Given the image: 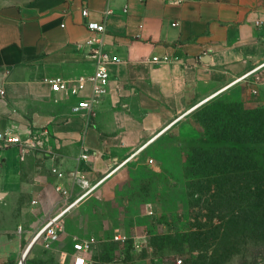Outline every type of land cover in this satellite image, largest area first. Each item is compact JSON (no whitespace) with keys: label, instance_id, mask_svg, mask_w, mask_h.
Wrapping results in <instances>:
<instances>
[{"label":"crops","instance_id":"obj_1","mask_svg":"<svg viewBox=\"0 0 264 264\" xmlns=\"http://www.w3.org/2000/svg\"><path fill=\"white\" fill-rule=\"evenodd\" d=\"M89 21L106 23L104 49L112 58L107 93L91 121L72 111L90 95V82L77 94L50 82L94 72L89 46L80 45L93 34ZM258 72L264 78V0H0V132L35 137L30 147L0 141V184L38 200L41 229L64 210L61 203L85 191L54 168L79 170L90 186L102 181L61 216L64 231L52 248L63 261L72 251L67 237L92 239L66 235L72 214L93 198L114 200L129 163L177 116ZM84 147L87 160L80 158ZM79 220L86 225V213Z\"/></svg>","mask_w":264,"mask_h":264},{"label":"rangeland","instance_id":"obj_2","mask_svg":"<svg viewBox=\"0 0 264 264\" xmlns=\"http://www.w3.org/2000/svg\"><path fill=\"white\" fill-rule=\"evenodd\" d=\"M213 94L129 163L114 200L93 198L72 214L66 235L94 240L93 264L264 262V78L258 72ZM0 192V264H19L42 229L38 200L1 184ZM85 213L86 225L79 220ZM116 229L125 240L114 238ZM70 262L41 237L24 264Z\"/></svg>","mask_w":264,"mask_h":264},{"label":"built area","instance_id":"obj_3","mask_svg":"<svg viewBox=\"0 0 264 264\" xmlns=\"http://www.w3.org/2000/svg\"><path fill=\"white\" fill-rule=\"evenodd\" d=\"M113 1V0H109ZM110 8H107L106 13H110ZM84 16L89 14L87 7L82 9ZM89 28L92 30L93 34L80 45L89 46V56L94 60L95 69L94 72L89 76H83L76 80H69L64 77L58 76L50 79L52 89L55 91H67L71 94H77L80 89H83L86 82L91 84V93L87 97L80 98L76 104L72 107V111L75 114H84L88 121H91L92 117L95 114V108L100 99L107 93L108 84L111 79V72L108 68V63L111 61L110 55L106 52L105 48V35L107 33V25L105 22L99 21H89ZM153 61H158L159 57L154 56ZM70 83L73 84V87L70 86ZM35 137L31 135L26 136L25 138L21 137L16 133H2L0 132V141L5 142L9 145H21L24 147L33 146L35 143ZM90 157V152L87 147H84L80 158L87 160ZM149 163L153 164L154 159L150 158ZM54 173L57 174L59 178H64L70 176L71 179L77 184H79L85 191L75 199L73 202L67 204V207L64 210L47 220L42 229L38 232L40 238L42 237L46 247H51L52 244L60 239L61 233L64 231V225L61 222L62 214L77 203L81 198L92 192L101 182L90 186L87 178L81 174L79 170H73L69 172H63L56 168L53 169ZM56 190L67 194L68 190L63 186L62 183H59L55 186ZM148 212L153 213V209H148ZM116 240H125L126 236H123L120 232H116L114 235ZM94 247V240L92 239H81L74 237L72 251L70 253L72 257L71 264H93V260L90 258L89 253ZM67 257V254H63Z\"/></svg>","mask_w":264,"mask_h":264},{"label":"water","instance_id":"obj_4","mask_svg":"<svg viewBox=\"0 0 264 264\" xmlns=\"http://www.w3.org/2000/svg\"><path fill=\"white\" fill-rule=\"evenodd\" d=\"M4 193L0 192V196H2ZM40 238V234L38 233L33 239L32 241L29 243L26 251L24 252L21 261L19 262V264H24V261L26 260L27 256L29 255L30 251L32 250L33 246L35 245V243L38 241V239Z\"/></svg>","mask_w":264,"mask_h":264},{"label":"bare ground","instance_id":"obj_5","mask_svg":"<svg viewBox=\"0 0 264 264\" xmlns=\"http://www.w3.org/2000/svg\"><path fill=\"white\" fill-rule=\"evenodd\" d=\"M249 73H250V72H249ZM236 82H237V81L231 83L229 86L233 85V84L236 83ZM228 88H229V87H228ZM214 95H215V94H214ZM214 95H213V96H214ZM206 100H207V99H206ZM203 102H204V101H203ZM200 103H202V102H200ZM171 125H172V124H171ZM171 125H170V126H171ZM170 126H168V127H170ZM168 127H167V128H168ZM165 129H166V128H165ZM165 129H164V130H165ZM164 130H163V131H164ZM27 247H28V246H27ZM26 249H27V248H26ZM25 251H26V250H25ZM25 251H24V252H25Z\"/></svg>","mask_w":264,"mask_h":264}]
</instances>
